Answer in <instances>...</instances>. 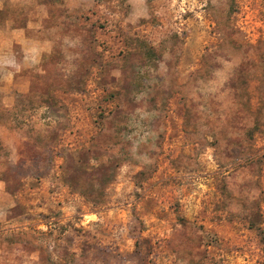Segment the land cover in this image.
<instances>
[{"label":"rangeland","instance_id":"obj_1","mask_svg":"<svg viewBox=\"0 0 264 264\" xmlns=\"http://www.w3.org/2000/svg\"><path fill=\"white\" fill-rule=\"evenodd\" d=\"M0 264H264V0H0Z\"/></svg>","mask_w":264,"mask_h":264}]
</instances>
